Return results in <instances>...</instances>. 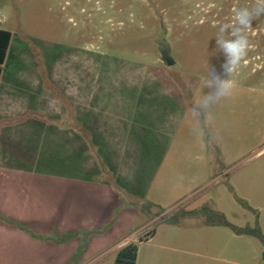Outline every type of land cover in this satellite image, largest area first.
Listing matches in <instances>:
<instances>
[{
    "label": "crops",
    "instance_id": "obj_1",
    "mask_svg": "<svg viewBox=\"0 0 264 264\" xmlns=\"http://www.w3.org/2000/svg\"><path fill=\"white\" fill-rule=\"evenodd\" d=\"M12 43L13 34L0 73V264H30V255L31 264H103L128 242L138 243L136 264H264L257 238L208 224L200 212L216 210L227 172H215L219 159L209 161L201 146L184 152L185 138L173 146L186 108L172 78L133 79V90H106L102 80L93 90L91 73L87 90H68L82 137L38 118L63 114L48 93L20 90L18 75H4ZM253 175L244 173L245 208L264 234V185L254 187Z\"/></svg>",
    "mask_w": 264,
    "mask_h": 264
},
{
    "label": "rangeland",
    "instance_id": "obj_2",
    "mask_svg": "<svg viewBox=\"0 0 264 264\" xmlns=\"http://www.w3.org/2000/svg\"><path fill=\"white\" fill-rule=\"evenodd\" d=\"M253 3L255 0H0V27L13 34L4 75L8 73L10 81L18 75L23 82L20 90L48 93L63 114L60 121L39 114L38 118L82 137L83 126L74 116L70 118L68 90H87L91 73L93 90H102V80L106 90H133V79L150 76L162 82L172 78L173 89L182 90L186 113L189 85H198L205 61L210 60L217 71L223 62L213 39L216 26L230 22L236 8ZM248 39L247 56L234 77L238 87L231 99L216 107L214 124L194 135L183 118L173 133V146L178 147L185 138L184 152H200L201 146L209 161L219 159L215 172L226 171L227 175L221 177L216 211L240 226L257 225L254 212L243 204H247L244 173L254 172V187L258 182L264 185V15L253 20ZM166 48L174 60L172 65L162 60ZM148 102L149 95L140 104ZM28 115L24 119L33 116ZM29 149L33 150L31 145ZM34 153L38 157L39 150ZM95 160L99 167L103 164L101 159ZM41 162L42 157L39 166ZM230 176L236 178V193L229 187ZM33 236L53 243L47 236ZM68 237L71 235L64 238ZM29 259L31 264V255ZM113 261L105 259L103 264Z\"/></svg>",
    "mask_w": 264,
    "mask_h": 264
},
{
    "label": "clouds",
    "instance_id": "obj_3",
    "mask_svg": "<svg viewBox=\"0 0 264 264\" xmlns=\"http://www.w3.org/2000/svg\"><path fill=\"white\" fill-rule=\"evenodd\" d=\"M264 15V0L236 8L230 22L216 26L215 47L223 55L220 70L210 60L203 65V75L197 86L189 85L190 103L184 115L189 130L198 135L211 127L216 119L215 109L234 95L238 82L234 78L245 61L250 47L248 31L254 19Z\"/></svg>",
    "mask_w": 264,
    "mask_h": 264
},
{
    "label": "trees",
    "instance_id": "obj_4",
    "mask_svg": "<svg viewBox=\"0 0 264 264\" xmlns=\"http://www.w3.org/2000/svg\"><path fill=\"white\" fill-rule=\"evenodd\" d=\"M12 33L10 30L0 28V73L2 70V65L4 63V59L7 53V49L10 43ZM130 204L136 205V202H130ZM245 206L246 203L243 202ZM249 207V206H247ZM206 216V222L211 225H222L230 228L236 234H244L250 235L257 238L264 245V234L258 225L250 227V226H237L230 221H228L225 215L222 212L216 210H209L204 207L200 211ZM179 214H172L170 217H167L168 221L176 222L179 219ZM154 230H151L149 234H151ZM138 252V243L137 242H128L124 246H122L116 253L113 264H136Z\"/></svg>",
    "mask_w": 264,
    "mask_h": 264
},
{
    "label": "water",
    "instance_id": "obj_5",
    "mask_svg": "<svg viewBox=\"0 0 264 264\" xmlns=\"http://www.w3.org/2000/svg\"><path fill=\"white\" fill-rule=\"evenodd\" d=\"M164 45L163 47L165 48V43L164 41H161ZM162 60L164 63L168 65H172L174 63V60L171 57L170 50L166 48V50L162 53Z\"/></svg>",
    "mask_w": 264,
    "mask_h": 264
}]
</instances>
